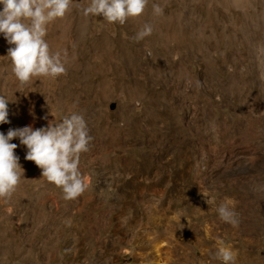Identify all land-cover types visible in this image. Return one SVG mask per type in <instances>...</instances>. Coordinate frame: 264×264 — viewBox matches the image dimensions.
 Here are the masks:
<instances>
[{
    "label": "rangeland",
    "instance_id": "374dc122",
    "mask_svg": "<svg viewBox=\"0 0 264 264\" xmlns=\"http://www.w3.org/2000/svg\"><path fill=\"white\" fill-rule=\"evenodd\" d=\"M73 4L83 14L91 0ZM85 21V37L125 48L127 63L119 77L111 62L102 66L94 84L101 96L82 97L83 113L57 110L56 123L82 115L92 137L79 157L85 190L65 200L13 139L23 174L11 197L0 198V264H222L220 240L237 255L234 264H264V198L252 204L264 189V0H148L122 25L96 15ZM145 24L152 32L138 39ZM9 47L0 35V95L10 121L0 132L46 127L44 93L32 114L20 96L35 79L54 89L66 73L21 85ZM127 118L135 132L124 127ZM127 163L152 172L128 187ZM242 195L251 204L245 235L243 217L233 225L215 210L227 198L237 212Z\"/></svg>",
    "mask_w": 264,
    "mask_h": 264
},
{
    "label": "clouds",
    "instance_id": "9594fccd",
    "mask_svg": "<svg viewBox=\"0 0 264 264\" xmlns=\"http://www.w3.org/2000/svg\"><path fill=\"white\" fill-rule=\"evenodd\" d=\"M73 0H0V35L10 46L7 58L10 70L21 85L37 76H57L65 72L60 55L52 54L44 39L45 26L56 18H62L70 10ZM148 0H91L83 8L85 16H101L109 23H125L129 18L143 14ZM155 15H162L163 8L152 5ZM152 27L145 24L137 38L150 35ZM8 99L0 95V124L10 123ZM19 139L27 149L25 160L34 162L41 170L42 178L62 188L63 198L72 200L85 190V183L79 171V157L88 151L92 140L86 121L78 113L66 115L61 122L50 121L46 127L32 126L9 128L7 134L0 132V198H10L22 179L23 169L15 155ZM210 205L212 201L206 198ZM219 218L235 225L236 213L225 200L215 209ZM186 211L177 210V215ZM215 256L222 264H234L235 253L225 247L222 240Z\"/></svg>",
    "mask_w": 264,
    "mask_h": 264
},
{
    "label": "bare ground",
    "instance_id": "6f19581e",
    "mask_svg": "<svg viewBox=\"0 0 264 264\" xmlns=\"http://www.w3.org/2000/svg\"><path fill=\"white\" fill-rule=\"evenodd\" d=\"M74 5L75 4L72 3L70 10L64 17L56 18L49 22L50 26L44 36V39L49 45L50 52L52 54L58 53L60 55L61 61L64 63L66 69L65 79L58 83L57 87L54 89L48 88L45 83H42L39 79H35L31 83L30 88L20 96L21 105L25 107V110H27L28 114H32L33 109H39L41 105L40 100L37 99L38 94L40 95V93H44L48 102L47 105L49 108V116L52 118L51 121L55 122L57 121V110L59 108L75 106L78 108L80 113H83L84 108L87 107V104L84 103L82 97H85L91 93H93L95 97L101 96V93L95 90L96 86L94 84L97 79L104 78V74L101 69L102 66L107 64V62L109 64L112 63L113 69L111 73L116 77H119L121 74L120 67L125 68L127 65V63L123 62L122 60L125 54V48L120 47L117 44L111 46L110 42L102 35H95L93 38L89 39L85 37V16L83 14L76 13L75 10L72 9ZM133 20H135V18H129L127 19V22ZM94 57L98 58L99 62H96L95 64L91 63L90 60L94 59ZM94 92H96V94H94ZM42 99L41 101H43ZM48 119L49 118H47V120ZM130 121L128 118L125 119L123 121L124 127L135 132V124ZM128 168L132 169V181L128 187L135 186L136 180L140 176H143L145 173L152 172V169L148 171L145 169L135 170L134 165L127 163V169ZM179 175L181 176V174ZM259 189H261V187ZM251 196L254 197V195ZM256 197L264 198V189L258 192L256 190V195L253 199L254 202L252 201V204L257 202L255 201ZM247 200L246 195H242L241 203L239 204L240 206H237L241 209L235 212L237 213L235 219H241V217H243L242 232H244V235L248 233L247 217L249 207L251 206V204L249 206ZM160 203H165L164 196H162ZM246 253V251H241L240 254L238 252L237 254L240 255L238 258L243 259ZM204 255H206V253H204ZM236 258L237 255L235 256V259Z\"/></svg>",
    "mask_w": 264,
    "mask_h": 264
}]
</instances>
